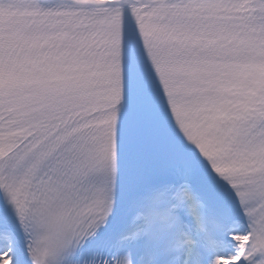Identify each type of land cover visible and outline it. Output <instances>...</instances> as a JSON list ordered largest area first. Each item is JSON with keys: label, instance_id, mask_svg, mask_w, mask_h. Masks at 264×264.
<instances>
[{"label": "snow or ice", "instance_id": "obj_1", "mask_svg": "<svg viewBox=\"0 0 264 264\" xmlns=\"http://www.w3.org/2000/svg\"><path fill=\"white\" fill-rule=\"evenodd\" d=\"M0 264H264V0H0Z\"/></svg>", "mask_w": 264, "mask_h": 264}]
</instances>
